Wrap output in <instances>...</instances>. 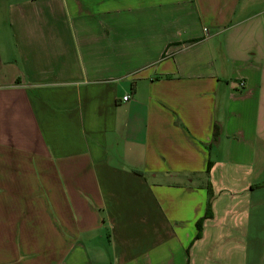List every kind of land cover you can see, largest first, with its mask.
I'll list each match as a JSON object with an SVG mask.
<instances>
[{
  "label": "crops",
  "instance_id": "obj_1",
  "mask_svg": "<svg viewBox=\"0 0 264 264\" xmlns=\"http://www.w3.org/2000/svg\"><path fill=\"white\" fill-rule=\"evenodd\" d=\"M0 264H264V0H0Z\"/></svg>",
  "mask_w": 264,
  "mask_h": 264
},
{
  "label": "trees",
  "instance_id": "obj_2",
  "mask_svg": "<svg viewBox=\"0 0 264 264\" xmlns=\"http://www.w3.org/2000/svg\"><path fill=\"white\" fill-rule=\"evenodd\" d=\"M218 127H215V133L217 132ZM212 168V162H209L208 167H207V173H210V170ZM208 192H209V198H208V207H207V212L204 215V217L202 219H200L197 223V228H198V233L196 235V239L201 238L202 236V223L204 221V219L212 217V198H213V188L211 186V184L209 183L208 185Z\"/></svg>",
  "mask_w": 264,
  "mask_h": 264
},
{
  "label": "built area",
  "instance_id": "obj_3",
  "mask_svg": "<svg viewBox=\"0 0 264 264\" xmlns=\"http://www.w3.org/2000/svg\"><path fill=\"white\" fill-rule=\"evenodd\" d=\"M241 85H242V86H245V82L242 81V82H241ZM130 98H131V95H126L123 99H124V101H128V100H130Z\"/></svg>",
  "mask_w": 264,
  "mask_h": 264
}]
</instances>
